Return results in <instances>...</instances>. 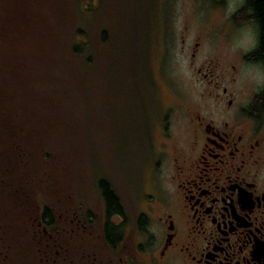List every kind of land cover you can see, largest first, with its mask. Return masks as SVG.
Instances as JSON below:
<instances>
[{
	"label": "rangeland",
	"instance_id": "obj_1",
	"mask_svg": "<svg viewBox=\"0 0 264 264\" xmlns=\"http://www.w3.org/2000/svg\"><path fill=\"white\" fill-rule=\"evenodd\" d=\"M65 1L60 0L59 7L70 27L55 40L50 39L56 34L49 30L56 33L58 28L49 0H7V6L18 14L12 17L11 11L0 30L2 43V36L10 37V27L16 24L22 57L38 58L50 71L55 63L46 56L55 55L64 86L54 87L41 73L21 67L9 71L14 81L18 77L21 81L9 83V69L1 67L6 56L0 51V259L3 245L9 244L12 264L26 263L37 255L30 245L35 236L30 232L26 237L17 221L19 209L36 211L42 204L55 215L62 226L53 239L61 259L70 194L97 210V197L106 186L114 193L140 194L148 191L157 172L162 177L164 167L152 163L164 142L158 112L163 103L176 97L195 100L200 84L191 67L189 44L203 36L205 45L195 62L211 57L224 72L240 49L253 47L259 36L256 24L235 23L232 18L243 0L220 4L210 0H88L82 14L71 1L62 5ZM77 22L91 39L92 46L87 42L85 51L93 57L86 61L85 70L77 60L81 56L68 46ZM104 31L108 40L100 37ZM40 36L47 37L48 51H42ZM169 119L165 121L170 123L169 131L176 133L177 126ZM145 120L149 122L146 132ZM163 162H168L167 155ZM13 195L22 207L11 210L8 220L12 224L7 226L4 212H10Z\"/></svg>",
	"mask_w": 264,
	"mask_h": 264
},
{
	"label": "flooded vegetation",
	"instance_id": "obj_2",
	"mask_svg": "<svg viewBox=\"0 0 264 264\" xmlns=\"http://www.w3.org/2000/svg\"><path fill=\"white\" fill-rule=\"evenodd\" d=\"M198 37L188 46L200 79L196 99L176 97L158 112L164 142L152 163L164 167L162 177L157 172L140 194L103 191L97 210L70 194L61 259L55 215L42 204L19 209L37 253L19 264H264V58L253 51L260 42L264 50V34L224 72L211 57L195 62L205 45ZM16 197L4 212L7 226L11 210L22 207ZM3 249L0 264H12L11 246Z\"/></svg>",
	"mask_w": 264,
	"mask_h": 264
},
{
	"label": "trees",
	"instance_id": "obj_3",
	"mask_svg": "<svg viewBox=\"0 0 264 264\" xmlns=\"http://www.w3.org/2000/svg\"><path fill=\"white\" fill-rule=\"evenodd\" d=\"M69 1H71L72 3H75V9L76 10H80V14H82L81 8H85L88 7V0H68L67 2L65 1L62 5H67L69 3ZM211 2L215 3V4H220L222 3L224 0H210ZM49 2L52 4L51 8H50V12L52 14V19L54 21L55 26L57 25L58 30L56 29V33H54L53 31H50L53 34H56V36L50 37L51 40H55L57 37V34L62 33L64 31H66L69 27H70V23L68 21L64 20V16L61 15L62 8H60V0H49ZM80 3V4H79ZM87 3V4H86ZM84 6H83V5ZM80 5V6H79ZM11 11L14 12V14L12 15V17H14V15L18 14L17 10H14L13 8L7 6V0H0V30L1 28H3L5 26V20L11 15ZM30 13V8L26 7V15H29ZM11 17V18H12ZM232 18L234 20L235 23H251V24H256L257 25V29H258V33L259 36L258 38L260 39L263 34H264V0H243L242 5L236 10L234 11ZM66 23V25H65ZM36 25V24H35ZM54 26V29H55ZM72 33L74 35H70V41H69V50L74 53L75 55H79L81 57H78V61L80 60V64L82 65V69L85 70L86 66H87V62L86 61H91L93 55H91L92 53L89 51H85L87 49V42L91 45V39L88 37L86 30L83 28V25H81V23H76L75 26L73 27ZM38 30V28H37ZM70 30V29H69ZM19 28L16 24H14L13 26L10 27V37H6L5 35L2 36V43H0V51L6 56V60L5 63L2 64L1 67L3 68H7L9 69L7 71L8 73V81L9 83H13L16 84V82L21 81L20 77L17 78L16 81H14L11 78L10 72L9 71H13L15 69V67H21L22 69H24L26 72L29 73H33V71H37L39 73H41L42 75H44L46 77V80L49 84L55 85L54 87H56V85L58 86L57 88H63L64 86L60 85V75L59 73H57L56 71V59H55V55H47L46 57H49L52 59V62H54V71H50L47 69V67L43 64V62H41L38 58H24L22 57V51L19 50V46H20V42H19V37L21 35V33L19 34ZM30 31H32V29H30ZM35 32V30L33 31ZM47 32V31H46ZM100 37H105L108 40V36L104 31V36L102 35V32H100ZM40 44H41V48L42 51H48L46 49V47L49 45L47 37L45 36H40ZM1 40V38H0ZM13 41V42H12ZM262 43L260 42V45L255 48L253 51L254 52H258L259 56H262L264 58V50L263 47L261 45ZM92 46V45H91ZM22 47V46H21ZM25 47H27L25 45ZM30 49L31 46H30ZM67 50V49H66ZM52 51V50H49ZM56 52H59L57 50H53ZM96 51V50H95ZM60 53V52H59ZM252 55V52H248L245 54L246 57ZM42 56H44L42 54ZM58 57H62V56H57ZM22 60L21 63L17 62L18 60ZM51 63V62H50ZM79 64V63H78ZM70 67V63L67 61V67ZM84 70L81 71L80 74V78H81V74L84 76ZM28 73V74H29ZM31 79V77H30ZM31 82V81H30ZM73 83V82H72ZM73 85H78L73 83ZM24 89V87H22ZM104 193L105 194H112V192L109 190V188H104ZM48 211V207H46V213Z\"/></svg>",
	"mask_w": 264,
	"mask_h": 264
},
{
	"label": "clouds",
	"instance_id": "obj_4",
	"mask_svg": "<svg viewBox=\"0 0 264 264\" xmlns=\"http://www.w3.org/2000/svg\"><path fill=\"white\" fill-rule=\"evenodd\" d=\"M232 4H229V11H231V9H232ZM245 31H247V32H249L250 33V29H248V28H245ZM250 43H251V40H250ZM261 79H264V77H258V82L261 80Z\"/></svg>",
	"mask_w": 264,
	"mask_h": 264
}]
</instances>
